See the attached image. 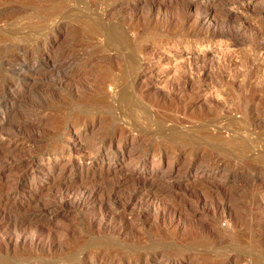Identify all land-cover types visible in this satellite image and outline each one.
Listing matches in <instances>:
<instances>
[{"label":"rangeland","instance_id":"obj_1","mask_svg":"<svg viewBox=\"0 0 264 264\" xmlns=\"http://www.w3.org/2000/svg\"><path fill=\"white\" fill-rule=\"evenodd\" d=\"M0 264H264V0H0Z\"/></svg>","mask_w":264,"mask_h":264},{"label":"bare ground","instance_id":"obj_2","mask_svg":"<svg viewBox=\"0 0 264 264\" xmlns=\"http://www.w3.org/2000/svg\"><path fill=\"white\" fill-rule=\"evenodd\" d=\"M121 37V36H120ZM122 38V37H121ZM132 82V81H131ZM133 114V113H132ZM137 118H138V115H137ZM147 122V121H146ZM85 189V188H84ZM98 190V189H97ZM66 193V192H65ZM86 195H88V194H86ZM107 198H109V197H107ZM83 199V198H82ZM76 203V202H75ZM124 203V202H123ZM78 204V203H77ZM81 205V204H80ZM109 210V209H108ZM165 214V213H164ZM188 231V230H187ZM119 232V231H118ZM196 232V231H195ZM192 236V235H191ZM110 239V238H109ZM29 243V242H28ZM107 250V249H106ZM115 253V252H114ZM118 256V255H117ZM131 259V258H130Z\"/></svg>","mask_w":264,"mask_h":264}]
</instances>
